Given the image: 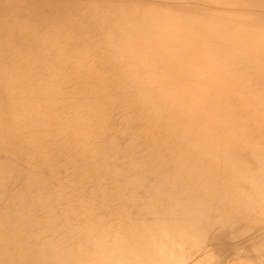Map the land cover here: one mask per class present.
Returning <instances> with one entry per match:
<instances>
[{
	"label": "bare ground",
	"instance_id": "1",
	"mask_svg": "<svg viewBox=\"0 0 264 264\" xmlns=\"http://www.w3.org/2000/svg\"><path fill=\"white\" fill-rule=\"evenodd\" d=\"M0 264H264V0H0Z\"/></svg>",
	"mask_w": 264,
	"mask_h": 264
},
{
	"label": "rangeland",
	"instance_id": "2",
	"mask_svg": "<svg viewBox=\"0 0 264 264\" xmlns=\"http://www.w3.org/2000/svg\"><path fill=\"white\" fill-rule=\"evenodd\" d=\"M105 128H106V127H105ZM58 138H59V136H58ZM58 138H57V139H58ZM57 139H56V140H57ZM56 140H55V141H56ZM75 167H76V164L73 166V168H75ZM37 212H38V211H37ZM37 212H36V213H37ZM220 246H221L220 243L217 244V243L213 242V243H210V244H209V249H210V248L213 249V250H214V253L216 254V253H218V251H219L218 249L220 248Z\"/></svg>",
	"mask_w": 264,
	"mask_h": 264
}]
</instances>
